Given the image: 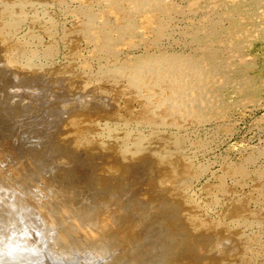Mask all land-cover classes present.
<instances>
[{
  "label": "rangeland",
  "instance_id": "374dc122",
  "mask_svg": "<svg viewBox=\"0 0 264 264\" xmlns=\"http://www.w3.org/2000/svg\"><path fill=\"white\" fill-rule=\"evenodd\" d=\"M263 2L0 0V244L264 264Z\"/></svg>",
  "mask_w": 264,
  "mask_h": 264
},
{
  "label": "bare ground",
  "instance_id": "6f19581e",
  "mask_svg": "<svg viewBox=\"0 0 264 264\" xmlns=\"http://www.w3.org/2000/svg\"><path fill=\"white\" fill-rule=\"evenodd\" d=\"M155 1V0H154ZM157 1V0H156ZM261 1V0H260ZM148 2V1H147ZM196 2H197V0H196ZM213 2V1H212ZM264 3V2H263ZM107 4V3H106ZM197 4V3H196ZM262 4V3H261ZM213 6V5H212ZM216 6V5H215ZM66 7V6H65ZM214 7V6H213ZM12 8V7H11ZM209 8V7H208ZM15 9V8H14ZM122 9V8H121ZM215 9V8H214ZM172 12V11H171ZM260 13V12H259ZM263 13V12H262ZM13 14V13H12ZM209 14V13H208ZM56 15V14H55ZM70 15H72V14H70ZM6 16V15H5ZM42 16V15H41ZM203 16H205V15H203ZM44 17V16H43ZM9 18V17H8ZM102 18V17H101ZM50 19V18H49ZM201 19V18H200ZM149 21V20H148ZM213 21V20H212ZM83 22V21H82ZM19 23V22H18ZM90 23H92V21H90ZM192 23V22H191ZM53 24V23H52ZM105 24V23H104ZM212 24V23H211ZM218 24V23H217ZM140 25V24H139ZM11 26V25H10ZM153 26H154V24H153ZM98 28H99V26H98ZM101 28V27H100ZM207 28V27H206ZM263 28V27H262ZM51 29V28H50ZM138 30V29H137ZM141 30V29H140ZM108 32V31H107ZM237 32V31H236ZM118 33V32H117ZM14 35V34H13ZM190 37H192V36H190ZM209 37V36H208ZM34 38V37H33ZM135 40V39H134ZM91 41V40H90ZM124 48V47H123ZM117 50V49H116ZM167 53V52H166ZM163 55H164V53H163ZM173 56V55H172ZM186 56V55H185ZM196 57V56H195ZM198 57V56H197ZM249 57V56H248ZM247 57V58H248ZM103 58V57H102ZM102 58H100V59H102ZM108 58V57H107ZM146 58V57H145ZM157 58V57H156ZM186 58H188L187 56H186ZM191 58V57H190ZM244 58V57H243ZM31 59V58H30ZM106 59V58H105ZM201 59V58H200ZM254 59V58H253ZM43 60V59H42ZM140 60V59H139ZM191 60V59H190ZM195 60V59H194ZM197 60V59H196ZM199 60V59H198ZM197 60V61H198ZM220 60V59H219ZM106 61V60H105ZM179 61V60H178ZM196 61V62H197ZM140 62H143V61H140ZM184 62V61H183ZM182 62V63H183ZM120 63V62H119ZM175 63V62H174ZM203 63V62H202ZM35 64V63H34ZM176 64V63H175ZM204 64V63H203ZM121 65H123V64H121ZM228 65V64H227ZM146 66V65H145ZM177 66H179V65H177ZM177 66H175V67H177ZM134 67H136V66H134ZM124 68V67H123ZM130 68V67H129ZM146 68V67H145ZM162 68V67H161ZM224 68V67H223ZM222 68V69H223ZM172 69V68H171ZM170 69V70H171ZM194 69V68H193ZM212 69V68H211ZM224 69H226V68H224ZM231 69V68H230ZM188 70V69H187ZM203 70V69H202ZM232 70V69H231ZM153 71V70H152ZM157 71H159V70H157ZM204 71V70H203ZM237 71V70H236ZM166 72V71H165ZM177 72H178V70H177ZM188 72V71H187ZM194 72V71H193ZM170 73V72H169ZM215 73V72H214ZM138 74V73H137ZM155 74V73H154ZM153 74V75H154ZM160 74H162V73H160ZM159 74V75H160ZM166 74V73H165ZM217 74V73H216ZM225 74V73H224ZM239 74V73H238ZM157 75H158V73H157ZM163 75H164V73H163ZM167 75V74H166ZM207 75V74H206ZM227 75V74H226ZM156 76V75H155ZM179 76V75H178ZM144 77V76H143ZM159 77V76H158ZM164 77V76H163ZM166 77V76H165ZM170 77V76H169ZM173 77V76H172ZM186 77V76H185ZM219 77V76H218ZM138 78V77H137ZM145 78V77H144ZM153 78V77H152ZM155 78V77H154ZM160 78V77H159ZM178 78L179 77H177V78H174V79H169V78H165L166 80L168 79V81H166L165 82V84H163L164 85V91H167L169 94L168 95H170V97L172 98V95H173V100H175V99H177V96H178V94H179V92L180 91H183V90H188L187 88H184L183 86H180V82H179V80H178ZM135 79V78H134ZM182 79V78H181ZM211 79V78H210ZM209 79V80H210ZM152 80V79H151ZM154 80V79H153ZM158 80V79H157ZM163 80V79H162ZM161 80V81H162ZM222 80H223V78H222ZM243 80V79H242ZM156 81V80H155ZM192 81V80H191ZM237 81V80H236ZM188 82V81H187ZM190 82V81H189ZM203 82H204V80H203ZM160 83V82H159ZM205 83V82H204ZM154 84V83H153ZM202 84V83H201ZM184 85V84H183ZM188 85V84H187ZM214 85V84H213ZM212 85V86H213ZM230 85V84H229ZM157 86V85H156ZM177 86H180L179 88L177 87ZM186 86V85H185ZM215 86V85H214ZM152 87V86H151ZM161 87H163V86H161ZM187 87H189V85L187 86ZM219 87V86H218ZM222 87V86H221ZM220 87V88H221ZM182 88H183V90H182ZM193 89V88H192ZM160 89H158L157 91H159ZM162 90V89H161ZM203 91V90H202ZM188 92H190V91H188ZM192 92V91H191ZM209 92V91H208ZM184 97V96H183ZM203 97H204V95H203ZM220 98V97H219ZM163 99V98H162ZM168 99V98H167ZM181 99V98H180ZM205 99V98H204ZM171 100V99H170ZM207 100V99H206ZM219 100V99H218ZM200 102V101H199ZM218 102V101H217ZM222 102V101H221ZM220 102V103H221ZM212 105V104H211ZM216 105V104H215ZM214 105V106H215ZM234 105V104H233ZM221 107V106H220ZM223 110V109H222ZM216 111V110H215ZM212 116V115H211ZM155 132H156V130H155ZM144 136V135H143ZM189 137V136H188ZM146 138V137H145ZM151 140V139H150ZM140 142V141H139ZM200 149V148H199ZM193 151V150H192ZM8 152V151H7ZM13 159V158H12ZM5 164V163H4ZM15 170V169H14ZM31 175V174H30ZM22 179H23V177H21ZM25 180V179H24ZM34 187V186H33ZM43 188V187H42ZM85 194V193H84ZM84 197V196H83ZM17 200V199H16ZM30 201H31V199H30ZM83 201V200H82ZM64 205V204H63ZM83 206V205H82ZM91 206V205H90ZM22 209V208H21ZM97 209H99V208H97ZM10 210V209H9ZM77 210H78V208H77ZM38 211V210H37ZM18 213H19V211H18ZM26 213V212H25ZM24 213V214H25ZM69 213H72V212H69ZM15 214V213H14ZM27 214H29V213H27ZM20 215V214H19ZM21 216V215H20ZM19 216V217H20ZM83 216V215H82ZM113 216V215H112ZM18 217V218H19ZM75 217V216H74ZM78 217V216H77ZM84 217H86L85 216V214H84ZM97 217V216H96ZM86 218H89L88 216L86 217ZM91 218V217H90ZM31 219V218H30ZM76 219V218H75ZM79 219V218H78ZM96 219V218H95ZM103 219V218H102ZM106 219V218H105ZM28 220V219H27ZM26 220V221H27ZM73 220V219H72ZM85 220V219H84ZM88 220V219H87ZM98 220V219H97ZM108 220V219H107ZM22 221H23V219H22ZM31 221H32V219H31ZM34 221V220H33ZM104 221V220H103ZM21 222V221H20ZM28 223H29V221H28ZM31 223V222H30ZM48 223V222H47ZM95 223V222H94ZM106 223V222H105ZM22 224V226H23V223H21ZM85 224H87L86 222H85ZM31 225V224H30ZM33 225V224H32ZM36 225V223L34 224V226ZM52 225V224H51ZM18 226V225H17ZM24 226H25V224H24ZM26 226H27V224H26ZM25 226V227H26ZM20 227V226H19ZM28 228H30L29 226H27ZM33 227V226H32ZM6 228V227H5ZM40 228V227H39ZM86 228V227H85ZM93 228V227H92ZM38 229V228H37ZM41 229H43V228H41ZM87 229H89V228H87ZM38 230H40V229H38ZM55 230V229H54ZM91 230V229H90ZM39 232H41V231H39ZM43 232V231H42ZM90 232V231H89ZM90 234V233H89ZM102 234V233H101ZM30 236V235H29ZM59 236V235H58ZM35 237V236H34ZM41 237V236H40ZM45 239V238H44ZM104 239V238H103ZM40 241V240H39ZM102 241V240H101ZM34 242V241H33ZM36 242H37V240H36ZM2 244L3 243H1L0 244V264H49L48 262H46L47 260H44V261H38V258H40L41 257V255L40 254H42V253H44V251L42 250V251H32L31 249H29V248H27V250L22 246V244L19 242H16V243H14L12 240H9V241H6V243L4 244V246H2ZM43 245H45V244H43ZM2 247H3V249H2ZM37 247V246H36ZM39 248V247H38ZM43 248V247H42ZM2 249V250H1ZM34 249H36V248H33V250ZM56 250V249H55ZM48 252L50 253V255H51V253H53V254H55L54 253V251L53 250H48ZM52 257V256H51ZM57 257V256H56ZM56 257H54V258H56ZM59 257V256H58ZM68 257V256H67ZM70 258V257H69ZM68 258V259H69ZM46 259V258H45ZM57 259V258H56ZM59 260H60V258H58ZM64 259V258H63ZM70 259H72V258H70ZM40 260V259H39ZM43 260V259H42ZM66 260H67V258H66ZM72 261V260H71ZM78 262V261H77ZM78 264H92V263H90L89 262V260L88 261H86V260H81V261H79L78 262Z\"/></svg>",
  "mask_w": 264,
  "mask_h": 264
}]
</instances>
